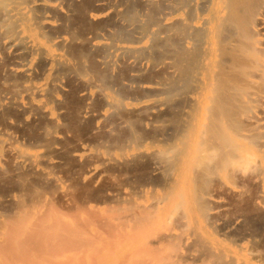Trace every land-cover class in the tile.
I'll use <instances>...</instances> for the list:
<instances>
[{"label": "bare ground", "instance_id": "obj_1", "mask_svg": "<svg viewBox=\"0 0 264 264\" xmlns=\"http://www.w3.org/2000/svg\"><path fill=\"white\" fill-rule=\"evenodd\" d=\"M0 174V264H264V0H0Z\"/></svg>", "mask_w": 264, "mask_h": 264}, {"label": "rangeland", "instance_id": "obj_2", "mask_svg": "<svg viewBox=\"0 0 264 264\" xmlns=\"http://www.w3.org/2000/svg\"><path fill=\"white\" fill-rule=\"evenodd\" d=\"M62 10H63V8H62ZM95 10H93L92 11V13L94 14V15H97L98 14V12L97 11H95ZM97 12V13H96ZM66 80L64 79V82H65ZM65 83H67V84H65ZM64 84L65 85H62V87H61V93H59L58 95H57V98L59 99V100H63V101H67L66 103H68V105L66 104L65 105V108H60L58 111H60V112H62V113H64L66 110H67V108L69 109L70 108V104L69 103H73V104H71V106L73 105H75L76 104V102H78L79 100H80V98H77V94H78V92H75L76 90H77V87H78V85L76 84V83H74V82H72V81H66ZM67 85V86H66ZM75 85V86H74ZM69 88H70V90H71V92L69 91ZM66 90V91H65ZM68 90V91H67ZM73 90V91H72ZM75 90V91H74ZM63 92V93H62ZM65 92V93H64ZM92 92V91H91ZM76 93V94H75ZM61 94V95H60ZM80 94V93H79ZM79 94H78V97H79ZM62 98H61V97ZM64 96H66V97H64ZM76 99H75V98ZM94 97V96H93ZM64 98V99H63ZM69 98H71V99H68ZM74 100V101H73ZM96 100V101H95ZM69 101H71V102H69ZM129 101H131V100H129ZM91 103H92V105H97V99L96 98H93L92 99V101H91ZM95 103V104H94ZM53 107H55V105L53 104ZM61 109H63V110H61ZM56 110H54L53 111V116H55V117H57V111L55 112ZM67 114V113H66ZM64 119H67V120H63L62 121V119H60V122L63 124V122H65L64 123V126H63V131L66 129V128H68L67 126H69V128H73V130L70 132L68 129L67 130H65L64 131V137H63V140L62 141H60V142H57L55 145H57L58 146V144L60 143V146H62V147H66L65 145H68L65 149H63V148H61L63 151H65L66 149V151H69V149L71 150L72 149V151L77 147V143H78V141L80 140L81 141V143L84 141V143H82L85 147H87V148H89V147H91V143H92V145L94 144L93 142H94V139L98 136V133H100L101 134V132H102V129H103V127H104V125H103V123L104 124H106V122H104L103 121V119H101L96 125L98 126V129L94 132V133H92V134H90L89 136H92V139H90L89 138V140H88V138L87 137H89V136H87V137H83V135H84V133L88 130V126H91L92 124H91V122L88 120V119H86L87 121L85 122H83V123H81L80 125L83 127V132L82 131H78V130H76V128H74V127H72V126H70L69 124V120H68V115L67 116H65V118ZM66 121H67V123H69L68 125H66L67 123H66ZM89 122V123H88ZM85 123H87L88 125L86 126V124ZM93 124H94V122H92ZM91 124V125H90ZM66 125V126H65ZM85 125V126H84ZM101 128H100V127ZM33 127V126H32ZM32 127H30V128H27L26 129V131L28 130L29 132H31L30 134H29V132L27 131H23V129H22V131H21V129H17V132H15V133H17L16 135L18 136V141H19V143H20V145L19 146H24V144L26 143H29V141H30V138H29V135H30V137L31 138H36V139H34V141H36L37 140V142L39 141V133L38 132H40V130L39 129H37L35 126L32 128ZM88 127V128H87ZM84 128H86V129H84ZM75 129V130H74ZM20 130V131H19ZM25 130V129H24ZM32 130L35 132H32ZM37 130V131H36ZM76 131V132H75ZM28 133V134H27ZM38 134L37 136L35 135V134ZM75 133V134H74ZM95 133H96V137H94L95 136ZM25 134H27V135H25ZM65 134H66V136H65ZM68 134V135H67ZM80 134V135H79ZM94 134V135H93ZM99 134V135H100ZM71 135V136H70ZM76 135V136H75ZM82 135V136H81ZM26 136H28V137H26ZM78 136H81L82 138V140L80 139V137L78 138ZM77 137V138H76ZM22 138V139H21ZM24 138H25V140H24ZM73 138L75 139V140H77V139H79L78 141H77V143H75L76 141L75 140H73ZM87 138V139H86ZM33 139L31 140V141H33ZM72 139V140H71ZM84 139V140H83ZM86 139V140H85ZM66 140H68V141H70V143L68 142V141H66ZM64 141H66V142H64ZM72 141H75V142H72ZM86 141V142H85ZM90 141H93V142H90ZM41 143V142H40ZM64 143V146L62 145ZM65 143H68V144H65ZM73 143V144H72ZM22 144V145H21ZM76 145V146H75ZM60 146H58L59 148H60ZM62 151V152H63ZM33 152H37V153H39V154H42L43 152H45V148L44 147H42V144H41V146H39V148H36ZM75 153H77V152H75ZM59 157V160H60V158H61V163H60V166L62 167V165L64 166L65 164V168H63L62 167V169L59 171V173H58V170L60 169H56V172L58 173V176L59 177H62V175L64 174V173H66V172H68V171H70V168H72V166L75 164V168L77 167L78 169H79V167H80V170L79 171H81L82 170V168L83 167H85L89 162H91V159H90V157L88 156V155H85V156H83L80 160H78V163H77V161H76V163L74 162V161H71V159H69V158H67V156H58ZM85 158V159H84ZM57 159V158H56ZM64 161H63V160ZM72 162V163H70V161ZM82 160V161H81ZM90 160V161H89ZM86 162H88V163H86ZM63 163H65V164H63ZM68 163H70V164H68ZM81 163V164H80ZM83 164V165H82ZM86 164V165H85ZM89 165V164H88ZM59 166V167H60ZM81 166H82V168H81ZM67 168H68V170H67ZM75 169L76 171H78V169ZM63 170V171H62ZM75 171V172H76ZM63 172V173H62ZM71 173V172H70ZM117 175V174H116ZM242 175V174H241ZM240 174H238V176H237V182H238V184H240V182H242L241 184H243V186H244V188H245V192L247 193H245L246 195H244L243 197L244 198H241L240 200H241V202H242V204H241V202H240V204H239V202L237 201V200H234L235 198L234 197H230L229 195L227 196L226 195V193H225V191L223 192V191H219L220 193L222 192V193H225V195L224 194H222L221 193V200H218V201H216V207H221V214L220 215H222V216H220V221H219V223L221 222V221H223V220H226V211H230V212H233L234 210V212H236V215H240L239 214V212L241 213V211H239V210H248V212H250V213H252V210H254V208L256 209V205H254V208L252 207L253 205H252V203H253V201H254V204H256L257 203V201H256V198L254 199L253 198V196H257V190H256V192H255V190L254 189H257L253 184H252V182L254 183V181H251V180H253V178H251L252 176H250V174H248V173H246L245 174V176H244V178H242V176H241ZM6 175H4L3 176V178L5 177ZM250 176V177H249ZM0 177L2 178V175L0 174ZM7 177V176H6ZM4 178V179H1L0 178V190H7L8 189V187L9 186H11V185H13L11 182H13L12 180H10V178L8 179V178ZM118 177H119V175H118ZM240 178V179H239ZM249 178V179H248ZM5 179H7V180H5ZM242 179V180H241ZM5 180V181H4ZM240 180V181H239ZM11 183L10 185H9V182ZM246 182V183H245ZM250 182H251V184H250ZM99 183H101V184H99ZM244 184H246V185H244ZM251 186H250V185ZM98 185V186H97ZM100 185V186H99ZM248 185V186H247ZM252 185H253V189L251 190L250 188H252ZM94 187H96V188H100V187H102V181H100V182H98V184H96L95 183V186ZM250 187V188H249ZM247 188V189H246ZM254 190V191H253ZM251 191V192H250ZM216 193H218L217 191H216ZM248 193H250L251 194V199L253 198V200H248L249 198H250V195L248 194ZM226 196V197H225ZM246 196H249L248 198H246ZM223 197V198H222ZM230 197V198H229ZM231 198L233 199V200H231ZM246 198V200L247 201H249V202H246V200H244ZM239 200V201H240ZM243 200L245 201V202H243ZM232 201H235V202H237L238 204H234V202H232ZM220 203L221 204V202H223L221 205L219 204H217V203ZM250 202H251V204H250ZM230 203V204H229ZM249 203V204H248ZM8 204L9 203H6V204H4V206H8ZM223 205V206H222ZM102 206V205H101ZM243 207V208H242ZM245 207V208H244ZM225 209V210H224ZM243 212V211H242ZM249 213V214H250ZM225 215V217H224V215ZM222 223V222H221ZM217 237V236H216ZM218 238V237H217ZM219 238H221L222 239V237H219ZM218 238V239H219Z\"/></svg>", "mask_w": 264, "mask_h": 264}]
</instances>
